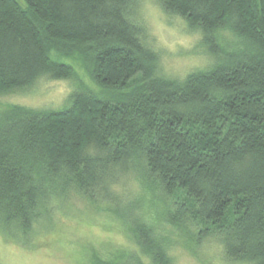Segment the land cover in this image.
<instances>
[{
	"label": "trees",
	"instance_id": "trees-1",
	"mask_svg": "<svg viewBox=\"0 0 264 264\" xmlns=\"http://www.w3.org/2000/svg\"><path fill=\"white\" fill-rule=\"evenodd\" d=\"M160 2L201 31L216 58L209 71L160 75L130 0H0V93L70 78L61 59L74 54L118 95L78 89L64 109L0 117V217L28 229L51 187L112 198L138 168L173 225L217 236L229 259L264 264V0ZM222 28L238 49H219ZM133 225L153 263L168 264L151 227Z\"/></svg>",
	"mask_w": 264,
	"mask_h": 264
},
{
	"label": "rangeland",
	"instance_id": "rangeland-1",
	"mask_svg": "<svg viewBox=\"0 0 264 264\" xmlns=\"http://www.w3.org/2000/svg\"><path fill=\"white\" fill-rule=\"evenodd\" d=\"M21 1V0H20ZM130 18L145 31L157 57V72L183 80L209 71L215 64L198 28L167 12L160 0H130ZM220 50L241 44L228 29L213 32ZM73 75L42 77L32 84L0 93V117L15 111L40 114L68 107L74 90L115 100L113 90L97 85L77 55L63 56ZM143 169L126 173L113 187L112 198L81 194L74 188L51 187L28 229L0 217V264H154L151 249L137 238L134 221L151 227L169 256L168 264H252L225 256L215 235L197 238L189 222L173 225L171 206Z\"/></svg>",
	"mask_w": 264,
	"mask_h": 264
}]
</instances>
